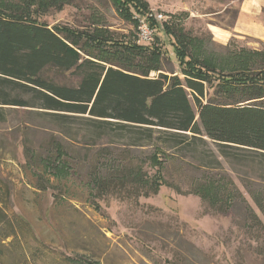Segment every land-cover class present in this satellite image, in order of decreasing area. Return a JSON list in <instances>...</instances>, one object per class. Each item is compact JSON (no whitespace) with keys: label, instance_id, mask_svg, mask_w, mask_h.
Returning <instances> with one entry per match:
<instances>
[{"label":"rangeland","instance_id":"obj_1","mask_svg":"<svg viewBox=\"0 0 264 264\" xmlns=\"http://www.w3.org/2000/svg\"><path fill=\"white\" fill-rule=\"evenodd\" d=\"M245 1L147 0L165 18L149 44L138 42V25L111 0H72L44 20L84 34L105 29L112 40L101 39V48L120 52L107 57L112 63L158 64L183 79L181 29L204 40L200 56L225 64L264 51V41L234 32ZM219 30L229 37L218 41L212 32ZM137 45L146 50L137 53ZM101 50L88 51L106 58ZM45 75L60 85L80 81L55 68ZM211 79L213 94L222 81ZM95 131L81 118L0 109V264H264V155L204 138L165 149L158 167L151 159L158 134L134 146V132Z\"/></svg>","mask_w":264,"mask_h":264},{"label":"trees","instance_id":"obj_2","mask_svg":"<svg viewBox=\"0 0 264 264\" xmlns=\"http://www.w3.org/2000/svg\"><path fill=\"white\" fill-rule=\"evenodd\" d=\"M111 1L124 20L136 25L152 12L147 0ZM70 5L72 0H0V109L35 108L64 121L81 118L99 137L106 129L131 131L138 136L134 146L158 134L161 145L151 158L158 167L165 149L189 140L206 143L204 138L222 148L264 155V51L242 52L230 58L232 65L225 64L215 56H200L204 40L181 29L176 37L186 66L183 79L161 72L158 64L129 58L112 63L107 57L120 52L101 48V39L112 40L107 30L95 27L93 34H84L44 20ZM92 48L102 49L106 58L93 56ZM145 50L135 46L137 53ZM51 68L72 73L79 84L55 83L45 75ZM227 68V75L217 72ZM150 71L159 73L152 78ZM213 76L222 84L211 94ZM56 150L66 153L59 143ZM151 187L155 193L159 189Z\"/></svg>","mask_w":264,"mask_h":264},{"label":"crops","instance_id":"obj_3","mask_svg":"<svg viewBox=\"0 0 264 264\" xmlns=\"http://www.w3.org/2000/svg\"><path fill=\"white\" fill-rule=\"evenodd\" d=\"M263 11L264 0H246L240 8L234 32L264 41ZM212 33L218 41H224L229 37L228 32L222 30Z\"/></svg>","mask_w":264,"mask_h":264},{"label":"built area","instance_id":"obj_4","mask_svg":"<svg viewBox=\"0 0 264 264\" xmlns=\"http://www.w3.org/2000/svg\"><path fill=\"white\" fill-rule=\"evenodd\" d=\"M164 16L163 14H154L151 12L148 16L146 17H140L138 19V28H139V33H138V42L140 44H149L154 40L155 37V27H153L152 22H162L164 21Z\"/></svg>","mask_w":264,"mask_h":264}]
</instances>
